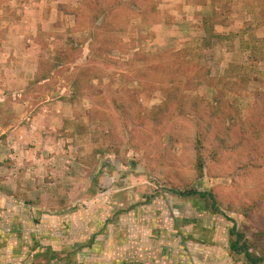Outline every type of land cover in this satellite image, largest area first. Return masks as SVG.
I'll use <instances>...</instances> for the list:
<instances>
[{"label":"rangeland","instance_id":"374dc122","mask_svg":"<svg viewBox=\"0 0 264 264\" xmlns=\"http://www.w3.org/2000/svg\"><path fill=\"white\" fill-rule=\"evenodd\" d=\"M0 16V264H249L237 240L264 264V0ZM63 95L58 137L36 117Z\"/></svg>","mask_w":264,"mask_h":264},{"label":"crops","instance_id":"0c3cea01","mask_svg":"<svg viewBox=\"0 0 264 264\" xmlns=\"http://www.w3.org/2000/svg\"><path fill=\"white\" fill-rule=\"evenodd\" d=\"M12 2H16V1H11ZM17 3V2H16ZM35 6L37 7H41L40 4L34 3ZM36 7V8H37ZM38 10V9H37ZM39 19V15H37V21ZM6 17L4 16H0V24H5ZM196 17H183L181 18V24H184V26H180L182 29L189 26L191 27V33L193 32V29H197V27H193L197 21ZM30 21L34 22V19H31ZM35 21L34 24H38V22ZM28 24L30 23L29 21L27 22ZM30 26L28 28H31V30L34 29V27L32 26V23L29 24ZM179 27V28H180ZM5 33L8 30L7 27H5ZM182 34V33H181ZM183 35V34H182ZM1 37V35H0ZM2 38V37H1ZM21 38H24L23 36H21ZM3 55H5L3 53ZM4 68V67H3ZM3 82V86L6 84V79H2ZM49 82V79L45 80L43 83ZM73 109V103L70 100L69 97H65L63 96H58L56 98H52L50 100H47L43 103H41V108L39 110V112L37 113L38 116L36 117V119H40V120H48V119H52L55 120V123L52 124V128L53 130L56 132V135L58 137H66L65 136V130H63V126H61V122H63L64 120H69V119H75L74 118V114L75 112L72 110ZM66 118V119H65ZM46 128V127H45ZM46 130H48L46 128ZM57 136H55V140L58 139ZM64 139V138H63Z\"/></svg>","mask_w":264,"mask_h":264},{"label":"trees","instance_id":"16d2710c","mask_svg":"<svg viewBox=\"0 0 264 264\" xmlns=\"http://www.w3.org/2000/svg\"><path fill=\"white\" fill-rule=\"evenodd\" d=\"M182 196L198 197L201 200L209 199L213 203V206H212L213 210H215L214 198H213L212 194H210L208 192L192 191V192H189V193H183ZM216 211H217V209H216ZM230 234H231V236H235L237 238L240 237V234L237 233V230H236L235 226L230 231ZM231 248L236 254H241L242 252H244L245 258L247 259L249 264H258L256 259H254V257L249 253L248 250H245V249H243V247L239 246V241L238 240L231 244Z\"/></svg>","mask_w":264,"mask_h":264}]
</instances>
